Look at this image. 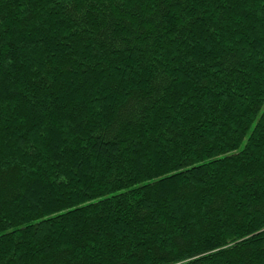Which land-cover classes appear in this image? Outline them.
Listing matches in <instances>:
<instances>
[{
	"label": "trees",
	"instance_id": "obj_1",
	"mask_svg": "<svg viewBox=\"0 0 264 264\" xmlns=\"http://www.w3.org/2000/svg\"><path fill=\"white\" fill-rule=\"evenodd\" d=\"M0 264H264V0H0Z\"/></svg>",
	"mask_w": 264,
	"mask_h": 264
}]
</instances>
